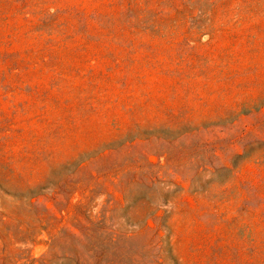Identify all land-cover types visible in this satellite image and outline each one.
Instances as JSON below:
<instances>
[{"label": "rangeland", "instance_id": "rangeland-1", "mask_svg": "<svg viewBox=\"0 0 264 264\" xmlns=\"http://www.w3.org/2000/svg\"><path fill=\"white\" fill-rule=\"evenodd\" d=\"M0 264H264V0H0Z\"/></svg>", "mask_w": 264, "mask_h": 264}]
</instances>
